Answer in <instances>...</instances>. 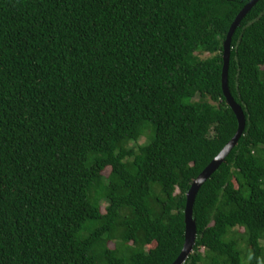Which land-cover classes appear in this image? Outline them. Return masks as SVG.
<instances>
[{
	"label": "trees",
	"instance_id": "1",
	"mask_svg": "<svg viewBox=\"0 0 264 264\" xmlns=\"http://www.w3.org/2000/svg\"><path fill=\"white\" fill-rule=\"evenodd\" d=\"M250 1L0 0V264L176 261ZM227 79L183 264H264V0Z\"/></svg>",
	"mask_w": 264,
	"mask_h": 264
},
{
	"label": "water",
	"instance_id": "2",
	"mask_svg": "<svg viewBox=\"0 0 264 264\" xmlns=\"http://www.w3.org/2000/svg\"><path fill=\"white\" fill-rule=\"evenodd\" d=\"M260 0H251L238 14L235 21L233 22L225 42L223 43V68H222V92L226 99V103L229 108L234 113L236 120L238 122V129L231 141L223 148L219 155L206 167V169L196 178L192 183L189 191L187 192L186 207L184 210V245L181 254L176 259L173 264H183L187 259L188 255L192 252L193 246L196 240V227L195 222L192 218L193 205L195 197L201 185L211 176L213 172L224 162L226 156L229 152L238 144L240 137L243 135L245 129V117L241 106H239L233 99L229 88H228V67L230 60L231 51V38L234 31L239 26L240 21L245 17V15L251 10V8Z\"/></svg>",
	"mask_w": 264,
	"mask_h": 264
},
{
	"label": "rangeland",
	"instance_id": "3",
	"mask_svg": "<svg viewBox=\"0 0 264 264\" xmlns=\"http://www.w3.org/2000/svg\"><path fill=\"white\" fill-rule=\"evenodd\" d=\"M208 55H205V56H203V58H205V57H207ZM146 140H145V138H143L142 140H140V144H143L144 142H145ZM108 172H109V170H107V171H105L104 172V175H107L108 174ZM102 212H104V206H102ZM109 246L112 248L113 246H112V244H109Z\"/></svg>",
	"mask_w": 264,
	"mask_h": 264
}]
</instances>
